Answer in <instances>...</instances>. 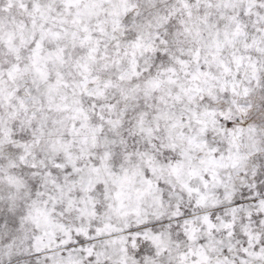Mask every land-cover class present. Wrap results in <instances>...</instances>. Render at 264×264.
Listing matches in <instances>:
<instances>
[{
    "label": "snow or ice",
    "instance_id": "1",
    "mask_svg": "<svg viewBox=\"0 0 264 264\" xmlns=\"http://www.w3.org/2000/svg\"><path fill=\"white\" fill-rule=\"evenodd\" d=\"M0 264H264V0H0Z\"/></svg>",
    "mask_w": 264,
    "mask_h": 264
}]
</instances>
